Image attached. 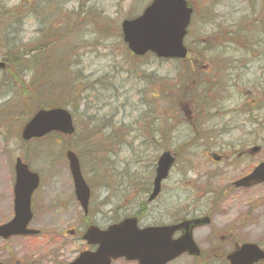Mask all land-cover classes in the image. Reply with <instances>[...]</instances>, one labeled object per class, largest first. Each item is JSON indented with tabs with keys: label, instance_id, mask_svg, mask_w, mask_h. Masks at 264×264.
I'll return each instance as SVG.
<instances>
[{
	"label": "rangeland",
	"instance_id": "obj_1",
	"mask_svg": "<svg viewBox=\"0 0 264 264\" xmlns=\"http://www.w3.org/2000/svg\"><path fill=\"white\" fill-rule=\"evenodd\" d=\"M150 1L0 0V11L17 8L18 15H11L7 23L19 28L16 37L21 39L23 49L31 51L50 39L56 41L38 56L30 52L25 57L28 61L20 70L25 80L22 75L9 76L0 70V224L13 216L16 158L21 157L43 179L42 188L35 193L38 202L33 205L31 223L42 233L0 240L2 264H67L89 248L80 238V231H85L80 205L74 200L65 216L57 203L61 191L64 198L73 190L66 147L75 144L76 138L52 134L29 142L21 139L22 128L40 101L53 106L68 103L66 107L80 132L90 128L91 118L90 125L98 127L99 139L91 142L111 138L100 148L84 153V174L94 183L88 216L100 227H106L111 217L121 220L126 212L137 210L143 194L147 199L163 151L171 150L179 157L159 197V211L172 209L173 223L185 215L183 198L185 191L186 199L192 196L190 180L202 171L219 168V163L208 161L205 144H230L231 138L264 134V0H190L205 18L200 27L192 29L186 44L201 64L208 65L205 75L200 71L203 66L186 60H164L151 54L137 57L128 49L120 36L121 22L139 15ZM101 16L105 33L100 32ZM52 27L57 28L55 34ZM204 37H208V43H204ZM226 38L234 40L235 45L226 46ZM220 43L223 53L245 55L240 71L209 68L208 60L216 62L219 57L206 53H219ZM207 48L210 51L205 52ZM219 63L230 64L224 60ZM35 76L42 78L49 89L39 99L29 90V77L34 80ZM203 76L215 81L217 88L203 83ZM256 89L261 92L256 93ZM7 103L11 105L6 107ZM74 104H79L77 110ZM221 134L219 142L203 140ZM119 136L122 138L117 141ZM259 138L264 142V137ZM235 175V171L228 174ZM142 182L145 184L141 187ZM255 203L247 192L231 197L222 209L227 217L222 221L218 214L210 226L223 228L219 233H209V227L201 228L203 233H194L201 255H182L169 264H229L227 255L238 244L254 242L264 248V204L246 215ZM74 213L77 221L70 220ZM159 217V222L163 221V216ZM67 225L78 228V237L55 233ZM230 227L235 228L234 233H230ZM113 264L136 263L118 260Z\"/></svg>",
	"mask_w": 264,
	"mask_h": 264
},
{
	"label": "water",
	"instance_id": "obj_2",
	"mask_svg": "<svg viewBox=\"0 0 264 264\" xmlns=\"http://www.w3.org/2000/svg\"><path fill=\"white\" fill-rule=\"evenodd\" d=\"M191 9L184 0H153L137 18L122 23L124 39L130 50L136 55L153 52L163 58H184L187 50L184 46L186 26L190 21ZM3 67L4 64L0 63ZM51 131L72 134L74 126L71 114L62 108L40 110L26 124L22 136L29 140L41 137ZM69 167L73 176L75 192L84 211L88 212L90 189L82 172L78 157L72 151L67 153ZM174 163L170 152H165L158 160L155 179L154 198L160 189V182L168 174ZM17 182L16 216L0 226V236L8 238L15 234H37L29 229L32 219L31 196L39 185V177L28 170L19 159L16 164ZM264 164L259 166L249 178H264ZM247 178V179H249ZM245 179L240 184H248ZM200 223L186 221V233L177 239L169 231L178 227L153 228V233H138L136 219L129 218L114 225L107 231L91 226L83 238L90 244L98 245L95 251H84L69 264H110L113 259L125 257L138 260L139 264H166L181 254L188 252L199 255L200 250L193 240L191 230ZM231 264H254L264 259V251L254 243H246L228 255Z\"/></svg>",
	"mask_w": 264,
	"mask_h": 264
},
{
	"label": "flooded vegetation",
	"instance_id": "obj_3",
	"mask_svg": "<svg viewBox=\"0 0 264 264\" xmlns=\"http://www.w3.org/2000/svg\"><path fill=\"white\" fill-rule=\"evenodd\" d=\"M186 2L188 3V6L192 10L191 17H190V23L187 27V32H186L187 34L186 41H187L188 35L191 33L192 29L195 26L200 27V24L203 23V19L205 18V16L202 15V13L200 12V10L197 9V7H194L192 5L190 0H186ZM220 18L223 19L222 16ZM203 40H204V43H208V37H204ZM224 42L226 46L235 45V41L232 40L231 38L224 39ZM218 45L221 46L217 48V50L220 51L219 53H216V54L206 53L208 55H214V56L219 57L216 62H214V60L213 61L208 60L210 62L209 68L211 69L217 68L221 72L223 68L234 69L236 72L240 71L241 68L244 67L242 62L246 61L245 60L246 58L242 57L245 55L237 56V55L223 53L222 43ZM186 47L188 50L186 62H188L189 64L193 63L196 65L203 66L204 68H202V70L200 71L202 72L203 75H205L208 72L207 71L208 65L201 64L200 60L197 59L195 55H192L191 50L187 44H186ZM208 51H210L209 48H207L205 52H208ZM219 60L230 62V64L228 66H223L225 63L217 64ZM19 74L22 75L21 72H19ZM25 75H28V74L25 73ZM21 77L24 79L23 75ZM203 77H204L203 83L211 84L212 87L217 88V86L214 85L216 82L213 81L210 77L208 76H203ZM29 82L31 86L32 84L31 77H29ZM21 85H24V84H21ZM260 92H261L260 89H256V93H260ZM204 93H207V91H204ZM211 95L213 94L209 93V96ZM252 102H255V99H253ZM251 123H255V122H251ZM74 124H75L76 131H77L76 121H74ZM161 136H165V134H162ZM200 136L202 138L204 137L203 135H200ZM221 137H223V134L211 135L210 138L207 139L204 137L203 140L206 142H219L217 140H219ZM259 137H264V134H253L251 135V137H248L247 139L237 138L233 140L231 138L230 144H213V143L205 144V147L208 148V150L205 151L204 153H206L205 155L207 156L208 161L213 163L214 165H217L216 163H219L217 165L219 168H216L210 171H202L196 175L195 179L190 180V182L188 183V186L193 188L191 189L192 196L186 199V191H185V196L183 198V203H184L183 213L185 215L183 218L176 220L173 223H170L172 221L171 217H174L171 215L172 209H166V210L159 211V206L161 205L159 201V197L161 194H164L165 192L164 184L170 174L167 176L166 180L162 182L160 190L154 199L150 198V195L153 192V184H152L151 188L149 189L150 191L148 193L147 199H145V195L147 194L146 193L143 194L144 198L140 199L139 204L137 205L138 207L137 210H134L131 214H127L126 212V214L124 215V218L133 217L136 219L138 233H153L152 231H149L148 228L168 226L171 224H178L182 221H185V227H186V219H198L201 221L199 226L194 228L192 233H203V231L201 230V228L203 227H209L208 228L209 233H219V230L223 228H218L217 226H212V227L210 226L213 224V222H216V216L218 214L221 215L220 218H222V221L224 217H227L226 212L222 211L223 207L230 202L231 197L237 198L238 196L243 195V192L250 193L253 201L256 202L253 210L251 209L252 208L251 206L249 208V211L246 213V215L251 214L252 211L254 213L256 211L255 207L261 206L264 204V195H263L264 182L251 185V186H237V181L250 175L260 164L264 163V142H262V140ZM211 147H214V148H211ZM216 148L218 149L216 150ZM177 158H179L178 155H177ZM221 165L223 168H220ZM184 171H186V169ZM231 171H235L236 175L228 176V174ZM37 173L40 178L39 188L40 187L42 188L43 179L41 175L39 174V172ZM155 177H156V169H155L154 178ZM195 181L199 184L197 185ZM144 184L145 183L142 182L141 187ZM185 189H186V185L184 186V190ZM255 191H257L258 193H262L261 195L263 196H259V194L255 196L254 194ZM63 196H64V191H61L59 193V198H58L57 203H58V206L64 210L63 214L65 216H68L69 213L66 208L70 205L72 206V202L74 200L78 203V200L74 193V188L72 192L66 193V197L62 198ZM37 202H38L37 195L33 196L32 204L35 205ZM186 203L190 205V208L187 209ZM125 205L127 206V203H125ZM90 207H91V202H90ZM201 207H203L204 209L202 211H199V209H202ZM56 208L58 209V207ZM194 210H196V212H194ZM73 211L74 209H71L70 213H72ZM75 212H77L76 207H75ZM33 213L35 215V210ZM159 215L164 217V218L161 217V220H163L161 222H159L160 221ZM75 216L76 214L74 213L71 216L70 220L77 221L78 215L76 217ZM84 218H85L84 219L85 223L82 225L83 228L87 229L89 226L97 225L92 222L93 219H91V217H89L88 215H85ZM119 221L120 220H114V218L111 217L108 225L106 227H100V228L102 229L109 228L111 225H114L118 223ZM230 229H231L230 233H234L233 230L235 228L230 227ZM38 231L39 233H42L40 229H38ZM46 233H54V232L47 231ZM55 233H65L64 235H70L72 238H75V237H78L79 231L76 226L67 225L64 228H62L59 232L56 231ZM80 233H84V231H80ZM173 233H178L179 235V233H183V231L176 230ZM0 264H2V262H0ZM9 264H14V263H9Z\"/></svg>",
	"mask_w": 264,
	"mask_h": 264
},
{
	"label": "trees",
	"instance_id": "obj_4",
	"mask_svg": "<svg viewBox=\"0 0 264 264\" xmlns=\"http://www.w3.org/2000/svg\"><path fill=\"white\" fill-rule=\"evenodd\" d=\"M4 10L0 11V21H1L0 31L2 32V36H3L2 42H1V37H0V52H2L4 61L6 62V70L11 72L13 76L17 77L18 75H20L19 72L21 70V66H24L23 62L28 61V59L25 58L27 54L32 52L33 54H37L38 56L41 50H44L47 47L49 48L50 46H53L56 43V41L50 39L49 43H46L44 46L40 45L39 48L32 49L31 51H26V49L22 48L20 39L16 37V32L19 31V28L17 27V25L7 23V20L10 19L11 15L17 16L18 13L10 12L8 9H4ZM97 21L98 19L96 20V26L98 24ZM100 25H101L100 32L105 33L106 24L104 23L102 16H101ZM51 31H54V34H55V32L57 31V28L52 27ZM54 34L52 36H54ZM97 34L103 36L99 32H97ZM46 37L48 38V35ZM1 47L3 49H1ZM20 49H23V50L20 51ZM33 70L35 71L36 74H40L39 71H36V68ZM19 81L21 83L22 80L20 79ZM31 83L32 84H31V87H29V90H30V94L32 97L39 99L42 95H46V93L44 94H41V93L45 92L46 90H49L48 88L44 87L45 84H43L42 78L38 79V76L37 77L35 76L34 80L31 78ZM82 92L83 91H80V94ZM39 105H40L39 107H35V106L33 107V110L31 111L30 116L34 114L38 109L47 108L49 104L43 103L40 101ZM66 105H68V103L65 104V106ZM73 108L74 110H77L79 108V104H74ZM88 119L90 120V122L88 123L90 128L82 130L81 132L77 130L76 133L74 134L77 142L71 145L78 153L80 152L79 156L81 160L83 161V164H84V155H85L84 153L89 154V151L92 152L95 149L100 148L101 143L107 144L108 141H110L111 139V138H106V139L102 138L101 140H104V141L96 142V143L91 142V140H99L97 138L98 127L91 126L90 124L92 123V119L91 118H88ZM76 136H80V138L78 139ZM121 138L122 136H119L117 138V141H120ZM94 162L96 164L97 160L94 159Z\"/></svg>",
	"mask_w": 264,
	"mask_h": 264
}]
</instances>
